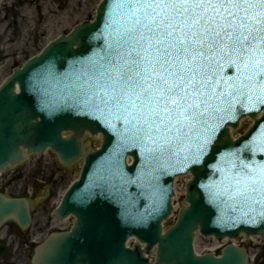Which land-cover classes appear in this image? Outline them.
Segmentation results:
<instances>
[{
	"label": "water",
	"instance_id": "obj_1",
	"mask_svg": "<svg viewBox=\"0 0 264 264\" xmlns=\"http://www.w3.org/2000/svg\"><path fill=\"white\" fill-rule=\"evenodd\" d=\"M119 2L102 0L93 22H82L47 44L0 85V171L18 162L23 151L29 155L47 148L64 166L82 162L77 181L53 214L56 220L72 217V227L38 247L32 264H246L244 251L231 245L219 258L196 256L193 241L197 233L216 240L240 234L264 238V205L221 194L233 163L264 165V102L256 93L251 100L245 93L233 98L230 108L222 105L224 110L210 117L212 146L194 165L183 160V152L150 153L115 112L96 111L76 94L77 75L113 54ZM223 74L234 76L235 69L226 66ZM245 117L252 126L233 140L231 131ZM63 133L69 135L63 138ZM86 134L100 136L98 150L83 151ZM186 173L191 176L186 205L162 231L172 211L174 178ZM6 219L27 224L26 203L0 199V221Z\"/></svg>",
	"mask_w": 264,
	"mask_h": 264
},
{
	"label": "snow or ice",
	"instance_id": "obj_2",
	"mask_svg": "<svg viewBox=\"0 0 264 264\" xmlns=\"http://www.w3.org/2000/svg\"><path fill=\"white\" fill-rule=\"evenodd\" d=\"M117 7L113 54L77 75L76 94L96 111L115 112L150 153L183 152L185 162L198 163L222 105L245 93L264 102V0H120ZM226 66L234 76L223 74ZM225 180L221 194L264 205V165L233 163Z\"/></svg>",
	"mask_w": 264,
	"mask_h": 264
},
{
	"label": "flooded vegetation",
	"instance_id": "obj_3",
	"mask_svg": "<svg viewBox=\"0 0 264 264\" xmlns=\"http://www.w3.org/2000/svg\"><path fill=\"white\" fill-rule=\"evenodd\" d=\"M39 1L40 0H38V2ZM23 3L24 0H4L1 7V13L4 16L5 23H0V33H2V36L0 37V49H8V56H5L3 54L2 56H0V74L6 71H10L15 65L26 59L29 53L34 52L40 47L39 45L42 40L41 35L32 37V35L29 33L27 34L25 40H23L21 37L20 32L24 28L22 21V8L24 7ZM10 19L13 20L12 23L9 22ZM5 34L9 36L8 40L5 39ZM6 40L9 41V43ZM10 45H13L14 47L9 48ZM42 169V165L38 163L36 166V173L41 174ZM11 173L13 176H19L20 174L19 169H15L7 170L3 173L2 176L3 178L7 177L8 179V175H10ZM52 180H54L55 184L60 181V179H58L57 177H53L49 179V182H51ZM34 187H37V183ZM2 188L10 189V182L4 181V183L1 185V189ZM49 196L50 193H48V198ZM14 226L16 227L14 237L16 238L17 242H20V244L28 241V237L34 238V240H36L38 238V233H41L43 229V227L39 225L35 229L31 230V233L34 234L24 235V233L18 234V230L20 232L22 231L15 224ZM10 227L11 225L9 223L7 226L4 225L0 228V239H5L7 237V234L10 233ZM3 245L4 250H0V264H27V262L30 261L29 249L19 250V252H17L15 248L18 246L15 243H12L11 240H8L7 243H3ZM12 247H14L13 250H11Z\"/></svg>",
	"mask_w": 264,
	"mask_h": 264
},
{
	"label": "rangeland",
	"instance_id": "obj_4",
	"mask_svg": "<svg viewBox=\"0 0 264 264\" xmlns=\"http://www.w3.org/2000/svg\"><path fill=\"white\" fill-rule=\"evenodd\" d=\"M100 0H40L38 1H30L27 0L23 4V29L20 34L22 39L24 40L27 35L28 30H30V26L32 22L36 21L35 17V9H41L42 16L39 15V20L42 21V24L39 28H37L38 33L41 32V37L43 42H47L48 40L55 38L56 36L63 34L70 30L75 24L91 19L94 9ZM0 21L2 20V15H0ZM10 23L13 20H9ZM9 39V36L6 38ZM11 48L14 47L10 45ZM247 127V124H244L242 127V132ZM55 167V166H54ZM78 170V166L76 165L74 171ZM59 174H60V170ZM66 178V179H65ZM65 178L62 183L59 184L57 191H63L69 183L74 180L73 173L65 175ZM33 179H36L33 176ZM29 183H27V186ZM39 195V193H38ZM54 195V199H55ZM54 201V200H53ZM51 202L48 204L46 211L44 214H41L39 210H34L35 220L38 222L45 223L47 219V213L50 211ZM47 232H44V235Z\"/></svg>",
	"mask_w": 264,
	"mask_h": 264
}]
</instances>
